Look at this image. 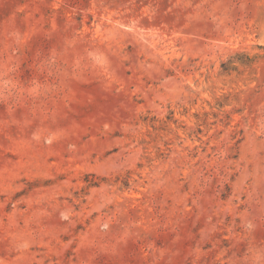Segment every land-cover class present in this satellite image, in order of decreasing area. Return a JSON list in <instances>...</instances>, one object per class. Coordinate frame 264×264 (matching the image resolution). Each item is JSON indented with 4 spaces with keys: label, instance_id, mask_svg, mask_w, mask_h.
<instances>
[{
    "label": "rangeland",
    "instance_id": "1",
    "mask_svg": "<svg viewBox=\"0 0 264 264\" xmlns=\"http://www.w3.org/2000/svg\"><path fill=\"white\" fill-rule=\"evenodd\" d=\"M0 264H264V0H0Z\"/></svg>",
    "mask_w": 264,
    "mask_h": 264
}]
</instances>
